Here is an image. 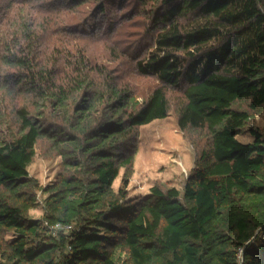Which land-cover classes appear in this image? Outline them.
<instances>
[{"label":"trees","instance_id":"1","mask_svg":"<svg viewBox=\"0 0 264 264\" xmlns=\"http://www.w3.org/2000/svg\"><path fill=\"white\" fill-rule=\"evenodd\" d=\"M136 1L166 9L154 50L136 63L140 74H154L163 85L142 102L120 72L94 70L84 51L73 66L77 74L61 77L55 57L66 51L39 49L28 26L21 36L19 25L14 31L19 52L5 45L7 64L26 70L19 89L34 100L33 110L19 108L17 128L0 132V230L17 234L5 243L4 258L12 264H241L243 253L242 264H264V133L254 128L252 142L237 138L264 108V0ZM86 2L107 9L106 0L51 8ZM164 85L183 88L177 120L195 148L194 167L183 191L155 185L132 199L127 188L139 127L170 112ZM245 101L248 108L237 105ZM42 140L62 159L55 181L45 186L28 172ZM39 189L47 194L45 213L32 218ZM57 223L72 228L56 236Z\"/></svg>","mask_w":264,"mask_h":264},{"label":"rangeland","instance_id":"2","mask_svg":"<svg viewBox=\"0 0 264 264\" xmlns=\"http://www.w3.org/2000/svg\"><path fill=\"white\" fill-rule=\"evenodd\" d=\"M66 1L0 0V132L3 135H8L9 129L19 126V108L27 106L30 111L33 110L34 97L19 89V83H23L21 77L25 75V68L9 65L5 61V57L9 56L5 45L12 51L19 52V40L13 37L18 25L19 36L23 34L22 25L30 27L39 49L42 46L43 50L56 54L66 51L64 55H60L62 59L55 57L58 59L57 72L61 77H73L77 74L73 66L78 63L77 58L84 51L89 61L96 64L94 70L113 69L120 72L138 90L140 102L149 90L163 85L154 74L144 76L136 69V63L145 60L148 53L154 50L153 39L162 26L157 22L166 11L161 3L106 0L107 9L104 11L94 2L76 6L69 4V9L51 8L56 3ZM74 27L78 29L73 32ZM190 28L191 26L187 29ZM191 50L196 52L195 49ZM50 55V52L46 54L47 57ZM186 56L188 55H181V59L185 60ZM32 57L35 59L36 54L32 53ZM23 88L27 90L26 87ZM164 88L170 103L169 115L139 127L138 149L127 188L128 197L132 199L149 195L155 185L162 188L174 186L183 191L186 178L194 167L195 148L180 129L177 120V110L184 102L183 88L167 85ZM237 105L248 108L246 101ZM254 128L264 133V108L253 113L252 119L237 138L242 142H252L255 137L251 129ZM61 161L49 141H40L34 161L28 167L29 178L40 186L51 184L61 170ZM124 172L125 168L122 167L113 182L115 191L122 184ZM36 194L38 202L29 211L32 218H40L45 213L44 200L47 194L40 189L36 190ZM60 230L64 229L52 227L53 235L58 236ZM16 237L14 231L0 230L1 263L12 264L4 258L5 243H11Z\"/></svg>","mask_w":264,"mask_h":264},{"label":"built area","instance_id":"3","mask_svg":"<svg viewBox=\"0 0 264 264\" xmlns=\"http://www.w3.org/2000/svg\"><path fill=\"white\" fill-rule=\"evenodd\" d=\"M54 228L70 230L72 228V225H68V224L64 225V224H61V223H57V224H55Z\"/></svg>","mask_w":264,"mask_h":264},{"label":"water","instance_id":"4","mask_svg":"<svg viewBox=\"0 0 264 264\" xmlns=\"http://www.w3.org/2000/svg\"><path fill=\"white\" fill-rule=\"evenodd\" d=\"M242 261H243V253L241 254V264H242Z\"/></svg>","mask_w":264,"mask_h":264}]
</instances>
